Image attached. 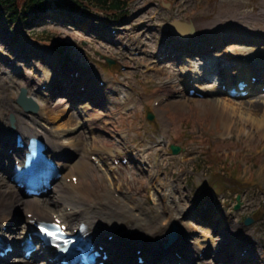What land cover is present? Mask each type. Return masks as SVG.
I'll use <instances>...</instances> for the list:
<instances>
[{"label": "rangeland", "instance_id": "obj_1", "mask_svg": "<svg viewBox=\"0 0 264 264\" xmlns=\"http://www.w3.org/2000/svg\"><path fill=\"white\" fill-rule=\"evenodd\" d=\"M58 1L64 0H55L46 12L31 13L25 20L11 25H7L0 15V82L12 74L20 77L16 78L18 81L26 77L36 81L43 77L42 83L53 84V93L59 90L69 93L77 85L71 71L85 67L90 73L89 78L108 77L113 86L118 84L116 81L127 80L133 89L132 95L127 89L128 108L125 104L118 106L116 102L101 103L100 107L89 103L106 114L101 119L102 126L111 123L97 132L103 136L104 143L114 148L115 157L127 155L130 160L117 174L123 188H117L118 179L113 178V183L108 182L107 187L100 193L94 191L93 195L101 196L99 200L111 197L116 201L107 212L119 215L124 210L126 234L130 225L136 222L143 225L145 221L148 225L144 235L147 236L148 228H154L153 224H158V216L162 215V224L168 218L172 222L160 239L167 238L176 222L187 237L185 240L192 242L196 249L201 247L204 253L200 257L201 264H239L240 256L233 255L237 254L235 247L224 248L229 245L228 237H231V246H236V237L242 241V246L253 245L247 264H264V108L249 112L246 107L254 95L235 99L225 92H212L214 83L209 80H198L192 87L204 97L190 96L183 87L181 71L174 74L172 66L166 62L156 66L151 63L162 46L171 45L165 40L172 38L167 25L174 18H192L199 23L217 21L209 30L201 27L203 40L180 46L187 48L188 53L199 43V46L207 43L208 49L214 44L217 46L198 56L216 57L217 64H224L222 54L240 59L247 57L248 60L264 58V0H131L128 16L119 21L114 20L116 15L102 12L105 10L75 11L73 4L58 8ZM163 1L173 4L167 8ZM115 23L117 26L114 27L122 29L121 33L114 42L105 41ZM222 34L228 38L220 41ZM233 48H246L250 52L229 53ZM136 51L141 54L136 55ZM45 53H54L63 65L56 67L55 61L48 59ZM252 54L255 56L249 58ZM105 57L114 59L125 69H119L121 66H116V62L107 64ZM229 63L233 64V61L223 65L226 74L238 70L235 67L230 70ZM149 65L154 67L152 71L148 70ZM176 66L182 68L183 64L176 61ZM21 67L25 70H19L23 69ZM14 90L1 88L0 95L11 94ZM18 95H10L9 99L17 101ZM54 95L53 103L64 104L61 108L66 109L70 97H64L62 92ZM162 96L168 97V103L155 106V101ZM84 97L76 90L72 100L78 98V103L70 105L59 118V124L65 125V130L70 129L66 140L71 138L72 141L78 134L89 132L88 125L81 122L66 125L69 114L80 112L72 106L86 104ZM219 98L222 101L218 102ZM227 103L236 107V111L228 109ZM148 111L155 115L153 120L147 118ZM255 118L262 120V124L256 123ZM172 145H178L181 151L173 154ZM146 147L153 148L142 152L141 159L137 158L139 151ZM157 149L159 156L154 155ZM81 153L74 152L76 160ZM150 168L157 176L155 181L148 177ZM90 178L93 188L96 178L93 174ZM68 182H71L70 177ZM80 183H83L81 179ZM82 185L84 183L79 186ZM164 194L167 200H163ZM51 195L38 198V201H47ZM124 200L134 208L132 213L127 208L119 209L120 204H125ZM172 200L177 201L180 208L163 212V206ZM100 202L96 201V205ZM238 203L240 208L236 210ZM248 217L255 218L249 226L245 224ZM224 220L228 222L224 232L215 233L214 227L218 228ZM21 222L23 220L19 219L17 226ZM17 228L20 230L21 227ZM208 239L216 241V246L209 245ZM155 244L157 250H164L160 240ZM239 255L243 257L245 253L239 252ZM34 261L37 263L36 259Z\"/></svg>", "mask_w": 264, "mask_h": 264}, {"label": "bare ground", "instance_id": "obj_2", "mask_svg": "<svg viewBox=\"0 0 264 264\" xmlns=\"http://www.w3.org/2000/svg\"><path fill=\"white\" fill-rule=\"evenodd\" d=\"M193 23L198 29L204 27L206 30H209L217 24V21H207L204 23H199L197 21L195 23L193 19ZM234 52L243 54L250 51L248 49L246 50V48H233L229 53ZM44 55L48 59L55 61L56 67H60L63 65L59 61V59L56 58L54 53L52 55H50L49 53H45ZM254 56V54L249 55V58H253ZM231 57L232 55L224 54L223 59H231L233 63L237 65L235 68H238V74L236 72H232L230 74H225V76L218 75L219 78L217 79V76L215 74L216 72H219V67L222 64H217L216 66V57H207V60L202 63L195 62L194 74H200L198 76L199 79L201 77H212L215 82L213 89H211V91L213 92H219V83L222 82V84H227L226 82H231L236 77L251 81L252 76L255 75L256 72H261L262 77H264V59L253 58L251 59V61H248L247 57L246 59ZM196 60L198 59L196 58ZM200 60H203V58H201ZM189 61L190 60H187L186 63ZM147 67L148 69L150 67V71L154 69V67L152 66ZM21 68L23 69L19 70H25L24 67ZM39 70H36L35 72L38 73ZM56 70L58 73L60 72L59 68H56ZM155 70L158 71L157 68H155ZM173 71L174 74H177L175 69ZM89 74L90 73L87 70V73L85 72L83 76V80L88 82L89 85H96V91L101 93L99 97V102L101 103L102 97L105 95L104 93H106L107 86L101 88L100 90V87H98V83H100V81L102 80L99 78L95 79L92 76L90 78L91 80H89ZM41 75L44 76V74ZM16 78L20 77L14 76V74L7 75V77L3 78V81L0 82V89H4L6 87L8 89H15L11 94L2 93L0 95V235L2 233H4L5 235L10 233L11 235L12 233L13 235L9 238H14L15 241H19L20 238L24 239L26 235L23 234L24 230H33L32 219L28 217V214L34 213L35 216H38L43 220L53 221L55 218L62 219L63 222L69 226V229L73 233H75L76 229L79 231L81 225H83L84 227L82 231L84 234L93 239L97 244L103 245L106 250L110 251V264H112V261L116 264L120 263V260L117 258V256L122 257L123 261L127 256L134 259L135 253L133 254V251H135V249L142 250L143 255L147 260L154 261L156 258L155 246H157L155 244V241L161 240L160 236L162 235L164 230H166L169 222H171L172 220L170 218H168L167 220L163 219L165 221V224H162V219H160L161 217H159L158 224H153L154 228H148V234L146 236L143 234L145 229L143 228L145 227V221L142 219L144 221L143 225L142 223L138 222H136L135 225H131V228L134 230V232L130 236L125 234L123 232V228L120 227L124 223L122 216L124 214V210H121V214L119 215L113 214L111 211H106L110 206H113L116 201L111 197L99 200V196L95 197L93 195L94 191L100 193L99 191H101V189L107 187L106 184L108 182L113 183L115 178L118 179L119 183L117 185V188H123L122 181L119 175L117 176V174L119 173V171L123 170L124 166L123 164H111L110 159L112 156H114V148L110 145L105 144L103 136H100L99 133L96 132L104 128L101 126L102 124L100 119L102 113L98 110H95L94 108H90V106L87 104L79 106L78 108L83 107V109L79 110L80 112L78 114L76 112H72L71 114H69V120L66 125H69V123L74 124L81 122L82 124H87L89 126L90 132L80 133L78 134V136L74 137L72 141H70L71 138L69 140H66V134L70 129L68 128L67 130H65L67 127L64 128L65 125H62L61 123L59 124V118L61 117L62 113L70 107V105H73L74 102L71 98H73L76 90H70L68 94L71 98L67 100V108L62 109L61 107L64 104H57L55 102L53 103V98L55 96V93H63V90H59L53 93L51 88L49 87L53 84L42 83L41 80L43 79L41 78L43 77H36L38 78L36 82L27 77L23 78L20 81L16 80ZM186 83L188 82H186L184 79L183 84L185 86ZM42 84H48L49 86L46 89ZM21 88H25L27 96L31 97L37 102L39 111L36 114L23 112L18 107L16 101L14 100L15 98H13V101L9 99L10 95H17ZM80 93L86 94V91L80 90ZM120 93L123 92H120L119 89H115L112 94H107L108 96L105 98V101L112 98L116 100L119 105L120 103H124L125 107H128L129 104H127L126 101L122 99L119 100V98L116 97V95H119ZM219 101H222V99L219 98L218 102ZM167 103H164L163 105ZM170 103L174 104L175 102L170 101ZM226 105L230 106L228 107V109L236 111V107H233L232 104L227 103ZM78 108H76V110ZM260 108H264V95L262 94L258 95V97H254L253 100L248 103V107H246L249 112H255ZM10 111H12L13 113L10 114ZM87 112L92 113L91 117H86ZM11 115L15 119L14 127L16 128V131L14 134L10 132V130L12 129V125L10 122ZM254 121H256V118L254 119ZM52 122L53 124H51ZM55 123H57V125H54ZM256 123L262 124V120H258L256 121ZM106 126H111V123L106 124ZM112 132L115 133V131ZM18 135L22 136L26 144L31 137H38L44 140L47 144L49 153L58 164V172L61 173V177L59 179L52 180V185L54 186V188L52 189L51 193H53V198H50L47 201L43 200L42 202H40L38 201V199H25L23 192L10 179V174L13 171L16 159L23 157L26 151V149L17 147L16 144ZM152 148L153 147H149V150H151ZM79 151H82V153L80 154L81 156L78 155L77 157H80L79 160H76L74 152ZM94 159H96L99 164H96L94 162ZM137 161L139 162L138 159ZM106 166H109V171L114 173L111 174L112 176L109 175ZM148 173H150L148 174V177L150 179H152L153 181L157 179V176H155L153 173V169L150 168V171ZM77 174L79 176V179H81L84 183V186H82L83 188L81 189H84L83 192L80 191L79 187L77 186L78 184L81 185L83 183H78L77 185H75L73 181L70 183L68 182L69 177L72 178ZM92 174L93 176H96V182L94 184L95 187L93 188L91 187L92 184L89 183V178ZM8 179L10 180V182L8 181ZM154 186L156 187V184H154ZM155 187L153 189H155ZM123 195L125 197H128L125 193ZM125 199L127 200V198ZM96 201H101L97 207H95ZM173 203L174 202H172L171 204H165L163 206V211H170L173 207H175V203ZM68 208H70V211H68ZM122 208H127L128 211H132L134 209L126 201L125 204L119 205V209ZM52 212H54V214H51ZM19 218H22L25 221L23 231H20L17 226L16 228H14L16 225V221ZM227 223L228 222L224 220L222 224L218 226V228L214 227L213 231L215 233L221 231L224 232V226H226ZM4 226H7L6 231L2 229V227ZM109 236H113L114 239L112 241H109ZM227 240L229 241L230 247L232 243L231 237H228ZM235 240V245H238L239 242H242L239 241L238 237H236ZM3 241L4 240H0V242ZM208 242L213 246L216 245V241L210 242L208 240ZM190 244L191 243L189 241H186L183 235L179 233V238L174 244L175 246L172 248H175L176 251L180 252L186 258H188V260L186 258L184 259L187 260L189 264H197L196 260L199 258L201 248L199 246V250L195 249V247L191 246ZM227 247L228 245L224 248ZM240 247L241 246L237 247L236 249L238 250ZM245 248L241 249L240 252H243ZM251 248H253V245L250 246V249ZM16 250L17 249L15 248V251ZM195 253L197 254V256L194 255ZM248 253L244 256V258H242L241 264H247L245 262L250 258ZM44 255L38 254L36 257H43ZM33 258H25L21 264H35L33 263ZM7 264L13 263H11L9 259H7Z\"/></svg>", "mask_w": 264, "mask_h": 264}, {"label": "trees", "instance_id": "obj_3", "mask_svg": "<svg viewBox=\"0 0 264 264\" xmlns=\"http://www.w3.org/2000/svg\"><path fill=\"white\" fill-rule=\"evenodd\" d=\"M86 1V2H85ZM77 0L75 8H79L82 5H94L100 6L104 10H123L128 0H114L110 2L108 0ZM49 0H0V12L6 11L11 20L18 21L21 17L26 15L30 11L44 10L47 7ZM85 3V4H84Z\"/></svg>", "mask_w": 264, "mask_h": 264}, {"label": "water", "instance_id": "obj_4", "mask_svg": "<svg viewBox=\"0 0 264 264\" xmlns=\"http://www.w3.org/2000/svg\"><path fill=\"white\" fill-rule=\"evenodd\" d=\"M184 27H187V28H190L189 25L187 23H179L178 21H175L174 23L171 24V28L172 30L174 31H177L181 34V28H184ZM25 95H21V98H20V103L23 104L27 109L29 110H32V109H35L36 106L33 104L32 101H29L27 98H24ZM174 152H178V149L177 148H174ZM247 224H250L251 221L250 220H247L246 221ZM174 235V233H173Z\"/></svg>", "mask_w": 264, "mask_h": 264}, {"label": "snow or ice", "instance_id": "obj_5", "mask_svg": "<svg viewBox=\"0 0 264 264\" xmlns=\"http://www.w3.org/2000/svg\"><path fill=\"white\" fill-rule=\"evenodd\" d=\"M49 235H54V233H49Z\"/></svg>", "mask_w": 264, "mask_h": 264}]
</instances>
